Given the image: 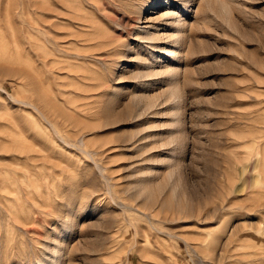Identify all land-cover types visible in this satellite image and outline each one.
<instances>
[{
  "label": "rangeland",
  "instance_id": "obj_1",
  "mask_svg": "<svg viewBox=\"0 0 264 264\" xmlns=\"http://www.w3.org/2000/svg\"><path fill=\"white\" fill-rule=\"evenodd\" d=\"M0 264H264V0H0Z\"/></svg>",
  "mask_w": 264,
  "mask_h": 264
},
{
  "label": "bare ground",
  "instance_id": "obj_2",
  "mask_svg": "<svg viewBox=\"0 0 264 264\" xmlns=\"http://www.w3.org/2000/svg\"><path fill=\"white\" fill-rule=\"evenodd\" d=\"M188 3V1H185V5ZM173 14V13H172ZM169 15V14H168ZM173 23V22H172ZM156 35V34H155ZM173 38V37H172Z\"/></svg>",
  "mask_w": 264,
  "mask_h": 264
}]
</instances>
